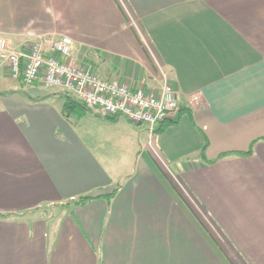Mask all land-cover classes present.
I'll list each match as a JSON object with an SVG mask.
<instances>
[{
  "label": "crops",
  "instance_id": "crops-1",
  "mask_svg": "<svg viewBox=\"0 0 264 264\" xmlns=\"http://www.w3.org/2000/svg\"><path fill=\"white\" fill-rule=\"evenodd\" d=\"M63 35L103 80L164 74L178 108L149 136L0 95V264H264V0H0L11 48Z\"/></svg>",
  "mask_w": 264,
  "mask_h": 264
},
{
  "label": "built area",
  "instance_id": "built-area-1",
  "mask_svg": "<svg viewBox=\"0 0 264 264\" xmlns=\"http://www.w3.org/2000/svg\"><path fill=\"white\" fill-rule=\"evenodd\" d=\"M73 41L69 36L38 39L24 49L11 48L0 36V66L30 88L65 92L101 117L120 116L133 124H144L151 136L157 126L177 110L174 89L165 75L155 94L132 90L115 80H103L69 61Z\"/></svg>",
  "mask_w": 264,
  "mask_h": 264
},
{
  "label": "trees",
  "instance_id": "trees-1",
  "mask_svg": "<svg viewBox=\"0 0 264 264\" xmlns=\"http://www.w3.org/2000/svg\"><path fill=\"white\" fill-rule=\"evenodd\" d=\"M15 92H19V93L23 94L24 96L31 98L30 95L26 91H22V90H18V91H15V90L0 91V95H10V94H13ZM48 96H58L59 98L63 99L62 113L64 115H69L71 113H75L78 116H81V115L86 114L88 112L93 114V112L84 103L76 100L73 96H71L70 94L65 93V92H53V93H47V94H44V95H39V96L35 97V100L44 99V98H46ZM95 115H97V114H95ZM118 117H120V116L116 115V116H112V117H108V118H106V117H102V118H106V119H108L110 121H114ZM205 147H206V144H204V146H203V149H202V152H201L202 154H203V151L205 150ZM250 152L251 151L249 150L247 152V154H250ZM118 186L119 185H117V187L112 192L104 195L103 197L110 198L117 191ZM98 197H100V196H97V197H89V196L79 197L72 204L73 205H82V204H85L87 201H89L91 199H94V198H98ZM70 204H71L70 202L65 203L66 206H68ZM5 217H6L5 215H1L0 214V218H5Z\"/></svg>",
  "mask_w": 264,
  "mask_h": 264
},
{
  "label": "rangeland",
  "instance_id": "rangeland-1",
  "mask_svg": "<svg viewBox=\"0 0 264 264\" xmlns=\"http://www.w3.org/2000/svg\"><path fill=\"white\" fill-rule=\"evenodd\" d=\"M0 74L2 76H4L0 80V91H6V90H9V87H11L13 85H19L20 90L23 88L26 92L28 91L29 93H32V94L44 95V94H47L49 92H52L49 90H44V89L36 88V87L30 88L28 86H24L22 83L19 84L18 82H15L17 80L10 75V73L7 70V67H5V66H0ZM57 100H59V99H57ZM59 101H61V100H59ZM44 211L49 213L50 209L46 208V209H44Z\"/></svg>",
  "mask_w": 264,
  "mask_h": 264
}]
</instances>
